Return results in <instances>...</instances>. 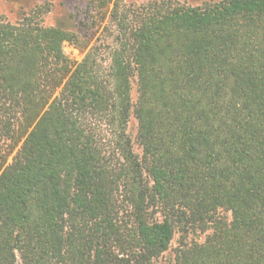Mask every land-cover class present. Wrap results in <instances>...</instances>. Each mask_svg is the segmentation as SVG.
<instances>
[{
  "label": "trees",
  "instance_id": "obj_1",
  "mask_svg": "<svg viewBox=\"0 0 264 264\" xmlns=\"http://www.w3.org/2000/svg\"><path fill=\"white\" fill-rule=\"evenodd\" d=\"M44 13L0 19V264H264V0Z\"/></svg>",
  "mask_w": 264,
  "mask_h": 264
},
{
  "label": "rangeland",
  "instance_id": "obj_2",
  "mask_svg": "<svg viewBox=\"0 0 264 264\" xmlns=\"http://www.w3.org/2000/svg\"><path fill=\"white\" fill-rule=\"evenodd\" d=\"M164 0H113L107 7L103 8L102 16L98 15L95 0H0V19L10 23H16L23 15L39 8H44L42 16L43 25L48 28L58 27L67 32L80 37L83 43H87L89 49L95 45L97 40L103 35L105 28L110 27L111 12L115 3L121 6L142 7L154 2ZM187 7H202L209 3H221L226 0H171ZM105 18L104 20L102 18ZM80 50L75 46L65 43L64 52L73 62H81L88 50ZM137 92L134 86L133 99L136 100ZM129 134L134 143L135 153L140 157L141 149L136 143L137 121L131 118L129 124ZM16 151L10 156L9 163L12 162ZM230 218L229 215H227ZM181 234L175 237L169 251H167L155 264H176L175 249ZM190 242L203 243L205 236L199 233L188 235Z\"/></svg>",
  "mask_w": 264,
  "mask_h": 264
}]
</instances>
